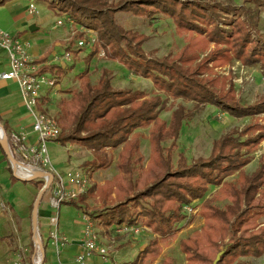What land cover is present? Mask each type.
Wrapping results in <instances>:
<instances>
[{
  "label": "trees",
  "instance_id": "trees-1",
  "mask_svg": "<svg viewBox=\"0 0 264 264\" xmlns=\"http://www.w3.org/2000/svg\"><path fill=\"white\" fill-rule=\"evenodd\" d=\"M9 1L12 0H0V5ZM36 1L48 3L50 8L59 9L77 24L98 34L100 46L95 47L88 61L101 47L109 60L118 62L132 75L150 80L155 89L167 97L162 100L160 95L148 97L144 91L117 90L108 72H104L97 85L92 83L89 70L79 75L80 90L75 91L70 100L55 106L61 128L60 137L55 141L76 144L97 154V161L84 164L89 176L94 169L107 165L108 149L122 146L121 175L97 189H89L80 201L67 204L75 205L92 220H104L106 227L133 226L142 218L152 232L168 237L186 220L184 207L203 199L214 187L219 189L218 193L203 203L205 225L202 231L181 242L188 264H213L222 250L218 264H241L240 258L264 256V222L259 223L264 218V155L254 173L248 175L244 171L252 160L250 155L264 142V125L256 120L244 132L232 131L221 136L213 142L208 158H199L190 164L180 153L174 163V151L184 123L194 119L206 106L238 119L264 114V100L242 105L227 79L214 73V68L235 60L245 66L264 65V44L255 37L247 19L251 11L233 4L200 0H119L111 6L106 0H58L61 2L58 5L51 0ZM255 2L257 19L264 0ZM117 13L153 19L163 14L173 20L179 35L187 36L186 45L176 56L150 58L144 50L149 38L119 25ZM222 16L232 17L227 23L229 30L219 26ZM71 50L72 43L66 48L67 52ZM48 60L45 55L37 63ZM65 68V63L52 65L43 67L42 73L57 70L58 74H64ZM49 97L42 98L43 104H48L45 112L53 106ZM170 98L193 102L195 106L189 111L184 105H178L167 123L161 113L167 110ZM3 126L8 132L6 125ZM148 128L151 160L135 176L134 166L143 161L137 130ZM169 142L171 145L166 147ZM236 174L238 176L230 181ZM44 184L38 182L39 191ZM51 190L52 187L45 196L50 197ZM94 193L103 200L115 202L106 212L90 213L86 197ZM222 200H229L230 204L218 207L215 203ZM143 201L147 202L146 206ZM133 204L141 210L138 216L132 212ZM41 237L44 243L42 233ZM227 239L230 242L221 250L220 244ZM44 249L46 252L45 245ZM159 255L158 244L151 242L131 264L152 262Z\"/></svg>",
  "mask_w": 264,
  "mask_h": 264
},
{
  "label": "rangeland",
  "instance_id": "rangeland-1",
  "mask_svg": "<svg viewBox=\"0 0 264 264\" xmlns=\"http://www.w3.org/2000/svg\"><path fill=\"white\" fill-rule=\"evenodd\" d=\"M51 1L56 5L61 3L58 0ZM106 1L108 5L111 6L119 0ZM200 1L225 5L233 4L236 7L250 10L251 13L249 15L246 14L247 19L254 28L255 37L261 39L264 44V8L259 9L260 15L256 19L255 13L258 11V7L255 0ZM31 2L32 0H12L5 5H0V26L8 30L14 29L16 22V18L14 17L15 14L26 18L30 24L25 27V31L35 37L34 41L30 43L31 46L28 45V49L36 48L40 55L45 53L44 56H48L49 60L54 56H62L65 54L67 52L66 48L72 43V50L70 52L72 54V60L65 63L66 72L64 74H58V71L55 70L52 73L54 75H51H56L60 81L59 85L49 94V98L51 99L49 103L53 105L49 112L53 114L58 121V107L56 108L55 106H58L63 100H70L73 93L80 90L81 82L79 80V75L87 70L90 72L89 75L94 85L98 84L104 72H108L111 76L112 84L117 90L144 91L148 97L160 95L162 100L167 99L166 96L155 89L150 80L132 75L128 69L118 62L109 60L105 56L106 52L101 47H99V53L88 61L87 58L95 48L76 49V43L79 37L83 35L77 34L74 38H71V32L78 29V25H69L70 23L68 24L64 18V12H61L59 9H52L49 7L48 3L38 2L36 0H34V3L37 6V14L30 15L28 13V7ZM17 8H19V12L14 14V10ZM254 16L255 18L253 19ZM231 18V16H222L219 26L229 30L230 26L227 23ZM116 21L125 29L139 32L149 38L148 42L144 45V50L150 58L162 59L164 57L176 56L186 45L187 36L179 35L173 20L163 14H158L156 18L153 19L137 18L130 14L117 13ZM60 22H62L63 25H60ZM33 25L38 28L34 32L30 30V27ZM254 25H256V27H254ZM4 32L10 33L8 31ZM94 34L98 37L95 31ZM11 35L15 36L14 34ZM97 46H100V41ZM35 59L38 60L37 58ZM6 60L5 58V61ZM42 63H47V61ZM214 73L216 76L225 77V79H227L229 85L233 86L236 97L242 105L249 106L260 100H264L263 64L245 66L240 61L235 60L229 65L214 68ZM45 104V107H47L48 104ZM180 104L184 105L189 111L193 110L195 106L193 102L170 98L167 104V110L161 113V118L167 123H170L173 111L177 109ZM23 119L25 124L32 126L33 118L27 109L25 110ZM256 120L264 125V114L256 118L238 119L222 114L213 106H206L194 119L184 123L180 138L177 141V150L174 151V156L176 157L174 163L176 164L178 160L177 155L180 153L186 156L190 164L199 158H208L214 141L232 131L244 132L249 125L255 124ZM6 133L8 139H10L12 133ZM137 134L139 135L140 142L139 154L143 157V161L141 165L134 166L135 176H138L142 168H146L151 160V146L148 140L150 129L137 130ZM9 145L12 147L11 141H9ZM170 145L171 142L165 144L166 147ZM122 149V146L117 149H108L105 157L107 165L102 169H94V172H91V176H89V172L84 169V164L86 162L97 161V154L76 144H62L56 141L47 143V155L56 173L67 180L69 173L78 171L88 172L87 174L91 179L90 189H97L106 182L113 181L115 179L113 177L116 173L118 174L115 177L121 175L119 164ZM263 155L264 142H262L258 149L250 155L252 160L244 168V171L248 175H251L258 169L260 159ZM10 166L11 164L7 156L0 146V264H14L16 256L21 252L19 248L20 245L22 246V257L24 261L30 262L35 255L32 237V213L28 205L41 179H36L32 182L19 181L14 177L13 170L12 172L10 171ZM237 176L238 174L231 177L229 180L232 181ZM93 178L95 180H93ZM107 178H113V180L106 181L102 185L97 184V182L99 183V181H103ZM218 190L217 188L211 187L203 199L186 205L184 207L186 220L179 223L176 226L177 230L175 233L168 237H162L152 232L151 229L144 225L142 218L139 219L137 225H133L134 227L144 229L137 238H134L133 234L123 235L119 233L118 231L122 229L123 225L106 227L104 225V220H93L102 243L109 244L112 240L115 241V244L112 245L115 252H113L112 257L108 261H104L100 257H92L89 259L88 264H131L138 257V246L146 242L157 243L160 248V255L152 262L148 261L145 264H188L185 254L181 251V242L189 238H194L202 231L205 225V218L202 215L203 203L206 200H212L218 193ZM48 198L49 195L45 196L41 204L42 209L46 208ZM113 202L103 200L96 193H94V195L89 194L86 197L88 211L94 214L101 211L106 212L109 206L114 204ZM142 203L145 206L147 205L146 201ZM9 204H14L13 210L9 208ZM215 204L220 208H224L226 205L230 204V201L222 200L217 201ZM131 207L134 215L138 216L141 211L140 208L134 204ZM189 208H192L193 211L190 212ZM48 209L50 220L52 217L58 218L60 233H64L69 242H72L75 238L77 239L85 227L84 213L75 205L67 203H63L59 210L50 205ZM107 216L108 214L103 217L106 219ZM262 222H264V218L259 221V223ZM149 231L152 233H148ZM229 242L230 239H227L225 243L220 244L221 250L224 249V245ZM44 245L46 247L45 264H59L55 248L51 241H47L45 238ZM223 251L224 250L220 253H223ZM74 257L73 253L71 255H66L63 251L61 254L63 264H77L76 261H74ZM239 262L241 264H264V256L260 258H240Z\"/></svg>",
  "mask_w": 264,
  "mask_h": 264
},
{
  "label": "built area",
  "instance_id": "built-area-1",
  "mask_svg": "<svg viewBox=\"0 0 264 264\" xmlns=\"http://www.w3.org/2000/svg\"><path fill=\"white\" fill-rule=\"evenodd\" d=\"M30 15L37 14V6L32 0L28 7ZM60 13V12H59ZM66 22L69 25H78V29L71 32V38L75 35H83L79 37L76 43V49L95 48L99 44V39L94 31L88 27L77 24L68 14L63 13ZM63 25L62 22L59 23ZM0 49L5 51L9 60V71L1 75V79L5 81H13L18 84L22 101L33 118L31 132L22 130L18 133L10 135L9 141L12 142L11 151L17 162L19 163V172L21 167H29L37 169L40 173L47 172L54 176L51 185L50 204L56 209H60L63 203L78 202L83 195L90 189L91 179L88 174L83 171L69 173L67 180L56 173L51 166V161L47 155V143L55 141L60 137L61 128L58 119L50 112H45V105L42 102L43 97L49 96L60 81L57 76L52 73H42L44 66L61 65L72 60V54L66 52L62 56H54L47 63H37V60L28 52V44L19 37L12 36L0 29ZM48 168V169H46ZM26 177V176H23ZM192 212V208H189ZM85 227L80 243V251L75 261L77 264H88L90 258L97 256L108 261L115 250L111 243H102L94 225V221L84 214ZM140 227L123 225L118 231L121 234H133L137 238L141 231ZM146 231V230H145ZM55 248V253L59 264H63L61 254L65 247L69 244L68 238L59 231V220L53 217L50 221V230L48 238ZM21 252L15 258L14 264H40L41 254L35 249L36 257L33 260L24 261L22 257V246H19Z\"/></svg>",
  "mask_w": 264,
  "mask_h": 264
},
{
  "label": "crops",
  "instance_id": "crops-1",
  "mask_svg": "<svg viewBox=\"0 0 264 264\" xmlns=\"http://www.w3.org/2000/svg\"><path fill=\"white\" fill-rule=\"evenodd\" d=\"M17 12H19V8L14 10V14ZM15 15H14V17L16 18V22H15V28L14 29L8 30V29H5L1 26H0V29L3 31H8L11 34H14L16 37H19L22 41H24L28 45H30V43L33 42L35 39V37L32 34L25 31V27L28 26L30 23L26 18H24L22 16H17V15L15 16ZM28 52L32 57L37 58L38 60L41 57H43L45 54L44 53V54L40 55V53L38 52V50L36 48H29ZM5 58L7 59L6 61H5ZM9 69L10 68H9L8 55L5 51L0 49V120L3 123V125H6V127L8 128V132H11L12 134L21 132L22 130L31 132L32 126L29 124H25L24 119H23L26 109H25V105L22 101V97H21V93H20V89L18 87V84L16 82H13V81H5V80L1 79V75L5 72H8ZM117 174L118 173H116V175ZM115 176L113 178H115ZM113 178L104 179L103 181H99V183L97 182V184L102 185L106 181L113 180ZM93 180H95V179L93 178ZM40 181H42V180H40ZM35 190H36V192H35V194H32V197H31L32 200L28 205L31 213L33 210L31 207L34 204L38 193L40 192L38 187H36ZM50 198H51V196L48 198V201H47L48 203H47L46 208L42 209L41 205L39 208L40 234L42 232V236L44 238H46V240L48 238V232L50 230V221H51L50 220V213H49V209H48V206L49 205L51 206ZM42 202H41V204H42ZM13 206H14V204H11V205L9 204V208L12 210H13ZM42 229H43V231H42ZM148 233H152V232L149 231ZM61 234L65 235L64 233H61ZM82 235H83V231L80 233V235L78 236L77 239L75 238L74 240H72V242H69V244L64 249V254H66V255H68V254L71 255L73 253V257L75 256L74 261H75L77 254L80 251V243H81ZM148 245H149L148 242L140 244L138 246V249H139L138 254ZM138 254H137V256H138ZM94 257H97V256H94Z\"/></svg>",
  "mask_w": 264,
  "mask_h": 264
},
{
  "label": "water",
  "instance_id": "water-1",
  "mask_svg": "<svg viewBox=\"0 0 264 264\" xmlns=\"http://www.w3.org/2000/svg\"><path fill=\"white\" fill-rule=\"evenodd\" d=\"M38 28L33 25L30 27V30L32 32L36 31ZM0 145L3 148L9 163L11 164L12 170H13V174L14 177L22 182H32L33 180L36 179H41L43 180V182L45 183L43 188L40 190V192L37 195V198L34 202V206H33V210H32V237H33V244L35 249L39 250L40 254H41V261L40 264H44L45 262V257H46V252L44 249V243H43V239L41 237L40 231H39V208L41 205V202L44 199L45 194L50 190L51 185L54 181V176L50 173L47 172H43L40 173L39 175H35V176H31V177H23L21 175H19V163L17 162V160L15 159V157L12 154L11 151V147L9 145V140H8V136L6 133V130L3 126V124L0 121ZM223 255V253H220L217 257V259L215 260L214 264H218L221 256ZM36 257V255H34V258Z\"/></svg>",
  "mask_w": 264,
  "mask_h": 264
},
{
  "label": "bare ground",
  "instance_id": "bare-ground-1",
  "mask_svg": "<svg viewBox=\"0 0 264 264\" xmlns=\"http://www.w3.org/2000/svg\"><path fill=\"white\" fill-rule=\"evenodd\" d=\"M40 172L37 169L29 168V167H21V170L19 172V175L31 177L35 175H39Z\"/></svg>",
  "mask_w": 264,
  "mask_h": 264
}]
</instances>
